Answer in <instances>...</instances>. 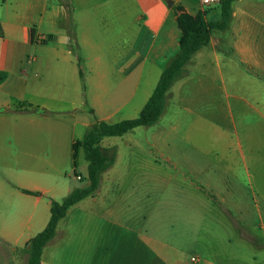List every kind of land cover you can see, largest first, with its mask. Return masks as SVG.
I'll return each instance as SVG.
<instances>
[{
  "label": "crops",
  "instance_id": "1",
  "mask_svg": "<svg viewBox=\"0 0 264 264\" xmlns=\"http://www.w3.org/2000/svg\"><path fill=\"white\" fill-rule=\"evenodd\" d=\"M70 2L0 0V153L5 156L2 164L12 162L17 166L18 155H32L25 148L28 139L33 140L35 152L46 156L40 157L37 164L45 169L56 170L58 152L71 154L73 159L80 154L84 158L80 145L74 156V142L80 141L88 130L96 129L99 122L136 118L166 64L178 53L181 31L172 5H180L192 16L203 13L206 21H217L221 16L219 6L203 8L197 0H85L80 7ZM231 7L228 27L211 32L209 42L192 54L182 75L166 92L163 117L150 134L151 146H165L172 114L179 110L177 97L181 102L184 85L192 84L193 91L221 89L227 92V99L242 101L248 111L255 112L258 126L263 129L258 132V160L263 155L264 124L260 121L264 122V0H234ZM203 120L212 136L224 134L216 131L214 121ZM233 128L235 145L245 159L243 148L251 138V130L244 124L239 131L235 124ZM183 137L189 138L187 134ZM100 146H113L117 157L113 142ZM11 152L17 155L8 158ZM216 169L208 162L197 167L202 172ZM259 169H263L260 164ZM219 170L226 180L235 177L231 172L233 160L223 163ZM223 175L219 174L217 185L212 181L209 184L222 188ZM0 188V195H4L2 180ZM17 189L22 193L20 198H0L12 205L16 202L12 212L10 206L0 213V264H26L20 261V256L27 259L21 250L45 227L51 202L55 201L44 198L53 192L55 184L32 188L40 195ZM226 195L233 193L225 190L222 197ZM84 199L85 207L98 210L102 221L99 234L104 243L100 248L109 259L98 264H264V198H256L254 213L249 198H217L220 202L215 203L211 214L215 220L211 235L216 240L193 249L192 254L199 256L195 263L186 258L188 253L182 242L154 241L123 224L118 208L121 198ZM236 218L241 219V226L232 224ZM63 219L57 223L54 239L42 250L41 264H79L48 257L56 240L66 232L58 226ZM178 233L182 241L185 233ZM190 237L195 241V232ZM44 251L48 255L45 259Z\"/></svg>",
  "mask_w": 264,
  "mask_h": 264
},
{
  "label": "rangeland",
  "instance_id": "2",
  "mask_svg": "<svg viewBox=\"0 0 264 264\" xmlns=\"http://www.w3.org/2000/svg\"><path fill=\"white\" fill-rule=\"evenodd\" d=\"M83 3L85 0H71L69 4L80 7ZM191 85H184L181 102L177 97L178 114H172L170 136L163 148L151 146L150 137L163 115L150 127H138L122 136L102 138L101 145L105 142L115 144L117 157L110 168L102 172L94 195L86 198H121L118 208L123 224L154 241L173 244L182 242L188 253L186 258L195 263L199 262V256L192 254L193 249L204 248L207 242L216 240L211 235V226L215 222L211 214L214 210L212 207L220 202L217 198H249V207L253 213L256 198H264V152L258 160V132L262 133L263 129L258 126L255 112L248 111L242 101L233 97L227 99V92L221 89L206 93L191 90ZM203 118L214 121L216 131L224 134L218 138L212 136ZM234 124L238 131L244 124L252 133L247 146L243 148L245 159L235 145ZM260 124L263 125L264 122L260 121ZM185 134L189 138H184ZM25 143L26 150L32 155H18L17 166L12 162L2 164V157L5 156L0 153V180L3 181L6 191L0 198H20L22 193L17 188L33 190L35 186L48 187L55 184L53 192L44 198H55V201L60 202L70 190L88 184L87 162L81 154L73 159L71 154L58 152L55 157L56 170H49L37 166L41 162L40 157L46 156L35 152L33 140L28 139ZM112 148L113 146H109L107 149L113 150ZM196 150L200 152L197 153ZM11 154L8 158L17 155L13 152ZM84 160L85 166L82 165ZM230 160H233L234 170L231 172L235 177L226 180V176L219 169L223 163H230ZM207 162L217 169L203 172L197 170V167H203ZM259 164L263 167L262 170L259 169ZM219 174L223 175L222 188L216 187ZM211 181L216 185L211 186ZM225 190L232 191L233 195L222 197ZM79 204L69 208L58 225L65 229V234L56 240L55 248L48 252L49 256L44 251L42 258L45 259L46 255L52 259L76 261L79 264L108 261L109 255H104L100 248L104 240L99 234L102 227L99 211L85 207V199ZM15 205L16 202L12 205L0 200V213L9 210L10 206V211L15 209ZM179 211L183 214H179ZM9 220L8 218L7 222ZM231 222L235 226L242 225L239 218L232 219ZM179 231L185 233L182 241ZM194 232L195 241L194 237H190ZM21 253L27 255L25 249ZM21 259L26 261L25 256H20V261Z\"/></svg>",
  "mask_w": 264,
  "mask_h": 264
},
{
  "label": "trees",
  "instance_id": "3",
  "mask_svg": "<svg viewBox=\"0 0 264 264\" xmlns=\"http://www.w3.org/2000/svg\"><path fill=\"white\" fill-rule=\"evenodd\" d=\"M233 1L221 0L219 5L221 16L217 21H206L203 13L192 16L180 5H172L177 25L181 31L178 53L166 64L155 88L136 118L124 119L115 123L99 122L96 129L88 130L80 141L74 142V156L77 146L80 145L87 161L86 179L88 184L74 188L60 202H51L49 219L45 227L25 244L26 264H41L42 250L55 237L58 221L65 216L71 206L94 195L98 189L102 172L112 165L115 158L114 150L100 146L101 139L109 136H121L136 127H148L156 123L164 109L166 92L173 82L182 75L183 67L192 54L209 42L213 30L222 31L228 27ZM70 39H72V35H70ZM45 41L41 40L42 43ZM79 75L82 76L81 71H79ZM21 190L26 194H41L28 189Z\"/></svg>",
  "mask_w": 264,
  "mask_h": 264
},
{
  "label": "built area",
  "instance_id": "4",
  "mask_svg": "<svg viewBox=\"0 0 264 264\" xmlns=\"http://www.w3.org/2000/svg\"><path fill=\"white\" fill-rule=\"evenodd\" d=\"M199 5L203 8L213 7V6H219L221 0H197Z\"/></svg>",
  "mask_w": 264,
  "mask_h": 264
},
{
  "label": "water",
  "instance_id": "5",
  "mask_svg": "<svg viewBox=\"0 0 264 264\" xmlns=\"http://www.w3.org/2000/svg\"><path fill=\"white\" fill-rule=\"evenodd\" d=\"M169 4H172V2L170 1Z\"/></svg>",
  "mask_w": 264,
  "mask_h": 264
}]
</instances>
